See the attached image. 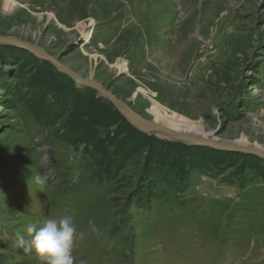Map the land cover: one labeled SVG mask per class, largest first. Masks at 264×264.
<instances>
[{
	"label": "rangeland",
	"instance_id": "obj_1",
	"mask_svg": "<svg viewBox=\"0 0 264 264\" xmlns=\"http://www.w3.org/2000/svg\"><path fill=\"white\" fill-rule=\"evenodd\" d=\"M0 35L145 119L264 150V0H0ZM100 98L0 45V264H45L18 241L65 215L74 264H264V160L146 134Z\"/></svg>",
	"mask_w": 264,
	"mask_h": 264
},
{
	"label": "water",
	"instance_id": "obj_2",
	"mask_svg": "<svg viewBox=\"0 0 264 264\" xmlns=\"http://www.w3.org/2000/svg\"><path fill=\"white\" fill-rule=\"evenodd\" d=\"M0 45H10L23 49L36 58L51 64L59 73L64 74L74 83L94 90L98 96L106 99L120 113L122 117L127 119L140 131L146 134H158L163 138L173 141H180L187 145H199L222 151L249 153L264 160V150L256 148L253 145H240L237 144L236 141L229 142L215 140L210 137H195L191 134L171 129L164 124L145 119L140 114L132 110L122 99H120L115 93L105 87L102 83L93 78L81 76L69 66L62 63L57 57L28 41L12 36L0 35Z\"/></svg>",
	"mask_w": 264,
	"mask_h": 264
},
{
	"label": "clouds",
	"instance_id": "obj_3",
	"mask_svg": "<svg viewBox=\"0 0 264 264\" xmlns=\"http://www.w3.org/2000/svg\"><path fill=\"white\" fill-rule=\"evenodd\" d=\"M26 231L32 239L26 241L21 237L18 241L21 247L27 245L25 251H32L34 248L45 264H74L73 251L77 230L72 215H65L58 221L46 220L39 229L36 224H29ZM83 237L84 234L80 233L79 238Z\"/></svg>",
	"mask_w": 264,
	"mask_h": 264
},
{
	"label": "trees",
	"instance_id": "obj_4",
	"mask_svg": "<svg viewBox=\"0 0 264 264\" xmlns=\"http://www.w3.org/2000/svg\"><path fill=\"white\" fill-rule=\"evenodd\" d=\"M43 62H45V63H47V64H49L48 62H46V61H43ZM51 67H53L51 64H49ZM54 68V67H53ZM55 69V68H54ZM55 71L57 72V73H59L56 69H55ZM60 74V73H59ZM62 74V73H61ZM64 75V74H63ZM65 76V75H64ZM66 78L69 80V81H71V84H72V86L75 88V89H83V90H86V91H90V92H92V93H96L94 90H92V89H90V88H88V87H85V86H81V85H78V84H76V83H74L70 78H68L67 76H66ZM58 96V101L56 102L57 103V106H58V113H57V115H59L60 113H61V111H62V107H60V106H62V104H63V102H62V99H60V97L62 96L61 95V93H58L57 94ZM101 100H103L104 98H100ZM104 101V100H103ZM106 102H107V104L108 105H110L111 106V104L106 100ZM60 107V108H59ZM115 109V108H114ZM95 110H97V109H95ZM116 110V109H115ZM117 112V111H116ZM48 113V112H47ZM116 115L119 117V118H121V119H123V117L120 115V114H118V112L116 113ZM54 116H56V114L54 115ZM53 116V117H54ZM90 118V119H89ZM91 119H92V117L91 116H86V117H84V119H83V123H80L81 125H80V131H78V129L76 130V128H73L74 130H76L77 132H78V139L80 140L81 139V141H84L85 142V140H86V138L84 137V136H86L87 137V133H88V137H89V135L92 133V130H90V128H89V126H90V124H92L91 123ZM101 124H104V123H101ZM79 127V126H78ZM95 127L96 128H98L97 127V125H95ZM72 129V130H73ZM138 134H141L140 132H138V131H136ZM142 135V134H141ZM144 136V135H143ZM68 136L67 135H65V138H67ZM145 137V136H144ZM69 138V137H68ZM156 141V140H155ZM182 145H184V144H182ZM186 145H184V147H185ZM210 149V148H209ZM214 152H217V153H221V154H224V155H237L238 153H233V152H227V151H219V150H215ZM242 155H244V154H242ZM239 156H241V154H239ZM163 156H161L160 157V159H159V161H160V163L161 164H163V163H165L166 161H165V159H163L162 158ZM167 164V163H166ZM168 165L170 166V164L168 163ZM161 167V166H160ZM96 171H100V172H102V174L104 175V176H106L107 174H109L108 172H109V170H108V167H102L100 170H96ZM99 172V173H100ZM106 174V175H105ZM146 197H148V196H146ZM145 197V198H146Z\"/></svg>",
	"mask_w": 264,
	"mask_h": 264
},
{
	"label": "bare ground",
	"instance_id": "obj_5",
	"mask_svg": "<svg viewBox=\"0 0 264 264\" xmlns=\"http://www.w3.org/2000/svg\"><path fill=\"white\" fill-rule=\"evenodd\" d=\"M166 126V125H165ZM168 127V126H167ZM170 128V127H169ZM172 129V128H171ZM175 130V129H174ZM179 131V130H178ZM181 132H183V131H181ZM184 133H187V132H184ZM188 134H191V133H188ZM191 135H193V136H195V137H200V138H205V137H202V136H199V135H196V134H191ZM237 144H240V143H237ZM240 145H247V144H240ZM257 148V147H256Z\"/></svg>",
	"mask_w": 264,
	"mask_h": 264
}]
</instances>
